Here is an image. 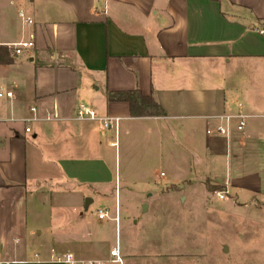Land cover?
<instances>
[{"label": "crops", "instance_id": "obj_1", "mask_svg": "<svg viewBox=\"0 0 264 264\" xmlns=\"http://www.w3.org/2000/svg\"><path fill=\"white\" fill-rule=\"evenodd\" d=\"M260 30L264 0H0V43L36 38L0 64V88L15 94L0 100V118L36 107L41 119L30 133L0 123V264H57L53 251L118 264L117 249L121 264L202 262L172 232L185 207L211 194H184L186 184L264 202ZM126 91L152 96L165 115L132 117L128 103L109 101ZM80 105L118 128L76 120ZM137 206L161 218L140 240Z\"/></svg>", "mask_w": 264, "mask_h": 264}, {"label": "rangeland", "instance_id": "obj_2", "mask_svg": "<svg viewBox=\"0 0 264 264\" xmlns=\"http://www.w3.org/2000/svg\"><path fill=\"white\" fill-rule=\"evenodd\" d=\"M222 187L224 186L205 183L202 179L191 186L186 184L182 189L184 194L190 191L198 192L196 194L211 193L208 199L200 200V205L191 203L198 199L188 200L191 203L190 211L185 207L177 216L180 219L178 223L175 227L172 226L175 236L189 242L183 254L195 253L202 260L197 264H264V202L248 205L246 202L238 203ZM220 193L226 194L223 201L218 198ZM198 206L202 208L197 209ZM135 213L140 220L137 229L140 240L141 233L146 229H157L161 218L152 213L141 214L138 206ZM17 244L22 250V243ZM137 251L143 253V247L137 245ZM150 251L154 253L156 249L149 248Z\"/></svg>", "mask_w": 264, "mask_h": 264}, {"label": "built area", "instance_id": "obj_3", "mask_svg": "<svg viewBox=\"0 0 264 264\" xmlns=\"http://www.w3.org/2000/svg\"><path fill=\"white\" fill-rule=\"evenodd\" d=\"M19 18L24 26V28L31 29L35 26V20L29 16L25 10H19ZM260 34L264 35V30L259 31ZM0 46L6 47L8 51L10 52V55L12 58L16 59L21 56H23L26 52L33 50L36 46V38L34 33H29L27 38H23L22 40L14 43H0ZM13 100L15 99V94L12 91H7L0 88V100ZM30 112L33 116L29 118H25L22 120L19 119H2L0 118V123H14V122H21L24 125V130L26 133L31 132V128L34 122L40 121L37 112L38 109L36 107H32L30 109ZM238 118L241 120L240 127L245 126V119L246 116L238 115ZM76 120L78 121H87V122H98L102 125L104 129H111L112 122L116 123V129L118 128V121L119 119L116 118H101L96 111L88 108L85 105H80L76 110ZM227 120H230V117H227ZM216 135L225 137L228 135L227 129L223 127H218L216 130ZM209 135H214V132L212 130L208 131ZM164 175V174H163ZM218 198L220 200H224L226 198V194L220 193L218 194ZM108 214L104 211L99 212V218L104 219L107 217ZM51 256V262L57 263V264H104L103 262H87V261H81L78 260L73 254L71 253H65V254H58L57 252L53 251ZM112 257L114 258L113 262L121 264L122 259L120 256V252L117 250H114L112 252Z\"/></svg>", "mask_w": 264, "mask_h": 264}, {"label": "trees", "instance_id": "obj_4", "mask_svg": "<svg viewBox=\"0 0 264 264\" xmlns=\"http://www.w3.org/2000/svg\"><path fill=\"white\" fill-rule=\"evenodd\" d=\"M13 59L6 47L0 46V64H11ZM111 102H126L130 105L132 117H161L164 111L152 96H144L139 91L109 94ZM224 189V187H222Z\"/></svg>", "mask_w": 264, "mask_h": 264}, {"label": "water", "instance_id": "obj_5", "mask_svg": "<svg viewBox=\"0 0 264 264\" xmlns=\"http://www.w3.org/2000/svg\"><path fill=\"white\" fill-rule=\"evenodd\" d=\"M90 203H91V200L88 199L86 201V206L88 207ZM143 209H144V211L147 210V205H144Z\"/></svg>", "mask_w": 264, "mask_h": 264}]
</instances>
